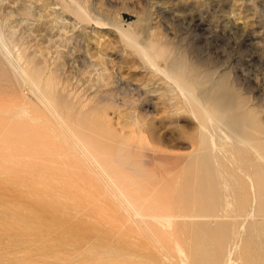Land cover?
Masks as SVG:
<instances>
[{"label":"rangeland","instance_id":"rangeland-1","mask_svg":"<svg viewBox=\"0 0 264 264\" xmlns=\"http://www.w3.org/2000/svg\"><path fill=\"white\" fill-rule=\"evenodd\" d=\"M17 1L0 0V30L3 36L8 38L6 42L8 41L7 43L13 49L14 54L17 52L19 56L22 55L21 61H28L30 68L33 67L32 69L41 73L43 82L48 81V87L50 86L52 90L50 91L51 95L55 97L56 101L65 105L66 110L78 109L81 102V104L84 101L88 102L86 108L90 112L87 111L86 118L96 121L104 127L105 131L107 130L105 141L102 143V151L106 154L105 159L111 158L107 159L111 164L110 167L115 164L112 169L109 168V164L107 168L117 170L115 172L127 176L126 179L119 182L120 186L131 190L133 197L138 198L140 204L156 212L178 215L185 211L187 214H191L187 211L191 205L185 210L182 208L189 205L192 199H197L198 195H203L200 198L204 199L202 202L200 199H195L196 202L199 201V205L195 201L193 203L199 206V209L197 207L196 209L199 211L201 208L203 210V206L204 208L210 206L211 210L207 213L206 219L197 224L204 223L207 226L203 227L204 225H202L200 227L202 230L191 222L180 221L184 223H180V227L177 224L179 222L174 221L175 225L177 224L176 228L174 222L170 228H166L160 226L164 223L166 225L167 222L164 220H152L144 223L135 218L132 209L122 203L123 198L117 195L118 191L115 186L89 179L93 172H96L91 169V166L85 164V168L88 167L89 170L87 172V169L84 170V165L82 166L84 163L80 165L78 162L76 163V160L74 162V159L70 158L73 154L68 151H65L67 154L63 153L64 155L55 152L58 143L54 138L53 131L56 130V125L50 118L45 117L47 114L44 111L37 113L40 104L38 105L34 94L28 91L30 86L22 83L19 76L9 67L8 60L0 53V133L8 134L7 146L10 145L8 153L11 155L9 154L7 168L10 172H16L21 176L20 184L17 182L16 185L13 183V185H9L7 197L9 196L8 199L14 202L19 199L18 195H25L22 197V202L31 205L27 222L32 229H35V232L24 234L22 238L16 236L18 232L0 230V235L3 234L0 236V254L2 253L0 264H192L194 260L191 258H195L192 255L197 252L196 248L199 249L197 252L199 256L195 255L199 257V262L198 259H195L196 262L193 264H264V237L262 234L257 237L256 233L247 230L244 233L245 226L243 227L244 224L241 226V222L232 225V227H225L227 229H221L228 221L227 216L235 215L238 211L237 203L231 201L234 198L231 197V194L234 195L235 190L233 184L236 186L239 182H247L250 176L246 177L247 180L245 173L251 174L247 167L238 164L240 155L238 153L232 155L231 151L229 154V148L223 149L225 156L228 155L225 158L224 154H221L224 159H227L222 161L226 172H223L221 166H217L218 171L213 170L216 180L214 178L210 180L208 176L206 178L204 169L203 173H199L202 170L200 167L201 170H194V164L193 169L190 168L192 160L194 162L200 159V156L198 158V156L192 155L197 152V150H195L196 152L193 150L199 148V130L194 115H191V111L187 110L190 100L184 99L183 101L182 96L184 95L181 91L178 92L179 89H175L176 87L171 83H166L162 79V75L155 74L145 67L142 60L126 44L124 45L119 37V39L117 38L115 32L108 30L100 32L85 25L81 27L82 24L76 23L77 21L70 18L58 6L56 7L58 10L53 9L54 6H48L50 0H41L40 3V0H19V3ZM86 1L89 3H87L88 7H92L89 9L92 11L90 12L97 18L105 21L120 19L126 24L130 22V28L139 38H142V41L153 44L154 48L166 57L163 61L173 58L179 62L180 66H185L182 71L184 73V70H187L185 73H188L187 78H190H186L187 82L193 86V91L196 94H199V89L204 91L215 82H220L222 90L228 87L229 92L224 90L228 93V100L233 103L238 102L244 107H254L253 109L257 111L259 109V112L264 109V0ZM28 2L32 5L31 8ZM29 8L32 10L30 11ZM102 11L103 13H101ZM226 14H230L235 22L244 23L250 29H247L237 39L223 33L218 23ZM74 21L75 23H73ZM83 27H87V30ZM163 61H160L162 66L165 65ZM213 70H215L214 73ZM185 73L184 75H186ZM204 73L211 78V81L199 84L201 75ZM151 77L152 81L149 79ZM18 95H21V98ZM74 96L79 103L75 101ZM87 98L89 99L86 101ZM19 101L24 105L22 106ZM185 101L189 106L186 107ZM93 109L96 111L94 112ZM130 109L133 110L132 113ZM41 110L43 109L41 108ZM125 110H129L131 115L129 111L127 114ZM118 112L121 116L117 115ZM259 112H256V116H264L263 111L261 114ZM133 113L138 117L132 118ZM135 114L134 116H136ZM120 117L122 121H120ZM45 118L49 122H45ZM31 119L39 125L37 123L36 125L35 123L30 124L33 123ZM42 123L44 124L42 125ZM45 123L47 124L45 125ZM135 124L138 128L133 127ZM44 125L46 127L49 125L47 128L51 130L45 131ZM51 126H54V129ZM138 129L139 131H137ZM41 130H43V140L33 139L30 141L33 134ZM27 133L31 138L26 136ZM65 144L67 143L65 142ZM66 148L70 150V146ZM232 151L234 152V150ZM236 156H239V159ZM217 158L222 160L220 156ZM76 159L80 160L81 158L77 157ZM229 160L231 163H228ZM234 160H236L235 163L232 162ZM226 161L228 162L225 169ZM180 163L184 166H181ZM228 164L232 166H228ZM233 166H236L231 168L236 170L235 174H232L234 170L230 169ZM239 167H241L240 170ZM245 169L247 172L244 171ZM190 172L198 174L190 180L187 176ZM88 173L92 175L88 176ZM215 174L219 179L222 175L220 185L223 186L222 190L225 188L223 192L220 191L219 180ZM86 175L89 178H86ZM203 175L206 180L202 177ZM204 181L210 182V184L207 185V182L205 184ZM213 181L214 183L218 182H216L218 186L215 190L218 191L217 196L211 194L214 192V189L211 192ZM185 183H187L188 190ZM192 187L196 189L195 193V189ZM41 190H46L44 192L48 199L55 201L56 209L45 210L40 206H35L30 194ZM189 191L190 193H188ZM224 191L225 195H229L231 199L229 196V199H226L225 195H220L224 194ZM209 192L211 197H209ZM187 195H190L189 199L186 198ZM217 197L220 198L218 202L221 199L222 203L226 201L223 203L224 205L221 203L225 208L221 206L218 210ZM183 199H185L184 205L180 204ZM143 201L144 203H142ZM227 201L230 204H226ZM201 203L204 205H200ZM214 204L217 205L216 208H214ZM181 205L184 207L181 208ZM180 209L183 211L181 212ZM196 209L193 212L190 209V212L194 213ZM39 210L42 211V215ZM217 214L226 219L223 221L222 218L214 220L222 225L217 226L218 231L215 227L218 222L216 223L212 219ZM210 220L214 222V225ZM145 224L149 226L145 227ZM158 225L162 229L158 228ZM177 227L180 231H177ZM192 227L194 230L196 228L197 232L200 231L198 233L200 242L197 240L198 238H195L198 234H195ZM210 227L212 231L215 227L214 231L217 232H208L207 228ZM167 230L172 234L167 232L168 234L165 233L167 234L165 235L164 231ZM207 232L211 234H207ZM204 233L208 237L210 236V239ZM246 235L248 237L251 235V243ZM8 236H11L10 239ZM201 238H207L209 244L202 243ZM18 239L23 241L19 242ZM185 239H188L186 240L188 241L186 253L184 252L186 243L182 247L183 242L178 241L177 244L183 249L181 247L180 249L178 245L176 248V245L171 244L173 240L185 241ZM194 242L196 243L194 245H201L204 249H200L201 246L199 248L198 245L194 248L192 244ZM253 242L254 244H252ZM259 245L262 246L259 247ZM177 249L178 252H176ZM179 250L181 252L183 250L186 256Z\"/></svg>","mask_w":264,"mask_h":264},{"label":"bare ground","instance_id":"bare-ground-1","mask_svg":"<svg viewBox=\"0 0 264 264\" xmlns=\"http://www.w3.org/2000/svg\"><path fill=\"white\" fill-rule=\"evenodd\" d=\"M18 1H17V3L20 2V1L19 2ZM40 2H41V0L39 1V3ZM43 3H44V1H43ZM87 3H88V1H86V0H50V2L47 5L50 6V7L51 6H54V8L52 7L53 9H55L58 6L63 12H65L67 15H69L70 18H72L75 21H77L76 23L82 24V25H80L81 27L83 25H85V26H87L89 28L91 27L92 30L93 29H97L100 32H101V30H106V31L108 30L109 32L110 31L115 32L116 35H117V38L119 37L120 40L124 43V45L126 44L134 52V54H136L142 60V62L144 63V66L145 67H147L148 69H150V71H152L155 74H160V76L162 75L163 76L162 79H164V81L166 83H171V84H173V86L176 87L175 89H177V90L179 89L178 92L181 91V93L184 95V96H182L183 101H184V99H186L187 101L190 100L188 102V103H190V106L187 105V103L185 101L186 107L187 106L190 107V109H188L189 108L188 107L187 110L189 112L191 111V115L192 114L194 115V117L196 119V122L198 124V128L197 129L199 130V136H198L199 137V148H198L199 150L198 149H194L193 150V151L197 150V152L196 151L195 152L198 155H195L196 153H192V155L193 156H196V157L198 156V158L200 156V159L197 158L198 160L194 161L195 163L193 162V160H192V163L189 162L190 163V168L191 169L194 168V170H198V171H199L200 168H202V170L200 169L201 171H199V173L202 172L203 169H204L206 171V173H204V174H206V178L208 176L210 180L212 178L215 179V177L213 175L215 172H213V170L218 171L217 166L218 167L221 166V168H223L222 161H223L224 157L221 154L225 151V150L223 151V149L229 148L228 149L229 152L227 150H226V152H228L229 154L232 153V155H233V153H235L234 155H237L236 153H238L240 155V159H239V156H236V157H238L237 159H239L238 160V164H241V165L243 164L251 172V174L245 173L246 174L245 178L248 177V175L250 176V177H248L249 180L246 178L248 180L247 182H244L243 181L242 183L239 182L240 184L239 183L238 184L236 183L237 184L236 186H235V184H233L234 187H235V190L232 189V190H234V195L231 194V197L232 196L234 197V198H232L233 200L230 198L229 195H227V194L225 195V191H224V194L222 193L223 190L225 189L224 188L222 190L221 187H223V186L220 185L221 184V180H222V175H220V179H219V177H217V175H216L217 174V172H216L215 175H216V178H218V180H219L218 181L219 182V185H220L219 187L221 188V189L220 188L219 189H220V191L222 190V192H221L222 194H220V195L221 196L222 195L223 196L225 195L227 197L226 199H229L230 198L231 201H235L237 203V206H238L237 213L235 215H232V216L228 215L227 216L228 217V221H227L226 224H224V222H223L224 227H222L221 229H224L225 227H232V225H235L236 223L241 222V226H242V224H244L243 227L245 226L244 227V230L242 229L244 231V233H245V230H247V231H249L251 233H256L257 234V237H258L259 234H262V236L264 237V116H261V115H260L261 117L256 116V114L259 112V109H258V111L255 109L256 112H257L256 113L255 110L253 109L254 107L253 108H251V106L244 107V105H242V104H240L238 102L233 103L232 101L228 100L227 99L228 98L227 97V95H228L227 92H229L228 91V87L223 88V90H222L220 82H215L210 88H207L206 89L207 91L206 90L201 91L199 89V94H196L193 91V86L192 85H189L188 82H187V79H190V78H187L188 77L187 76L188 73L187 74L185 73L187 70L185 71L183 69L184 70V73L186 75H184V73L182 71V68L185 67V66H183V67L180 66L179 65V62L176 61L173 58L170 59L169 61H167V60L166 61L165 60L163 61V59H165L166 57L163 56L162 53H160V51L158 49L154 48V45L153 44H152L153 45V47H152L151 44L145 43L144 40H143L144 41L143 42L142 41V38H139L135 34V32H133V29L130 28V22H128L126 24V23H123L120 19H117V20H107V21H105L103 19L101 20L100 18H97L96 16H94L91 13L92 11L89 10V9H92V7L89 8L90 6L88 7ZM28 4H29V2H28ZM29 6L31 8L32 5L29 4ZM56 9L58 10V8H56ZM31 10L32 9H30V11ZM63 12H62V14H63ZM101 13H103V11ZM104 13H105V11H104ZM11 14H13V13H11ZM16 15H19V14H16ZM12 16H14V15H12ZM254 19H253V21H254ZM75 21L73 23H75ZM247 22H248V20H247ZM209 23H210V21H209ZM261 23H262V21H261ZM218 26H219L220 30L223 33L227 34L228 36L232 37L233 39H237L242 33L246 32L247 29H250V28H247V26L244 23H237V22H235L232 19V17L230 16V14L223 15L222 18L220 19L219 23H218ZM10 27H12V26H10ZM254 27H255V25H254ZM86 28H84V29H86ZM83 32H84V30H83ZM86 34H90V33H86ZM209 37H211V36H209ZM254 37H255V35H254ZM75 38H77V37H75ZM7 39L8 38H5L3 36V33H1V30H0V53H2L5 56V59L8 60L7 62H9V65H10L9 67H11V69L13 70V72L19 76V79H21L22 83L23 84L25 83L26 85L30 86V89L28 91H30L32 94H34V96L36 97V100L38 102V105L40 104V108H39V110L37 109V113L38 112H41V111H44L45 114H47L45 117L50 118L54 122V124L56 125L57 128H56V130L53 131L54 138H55V140L58 143L57 144V147L55 149V152L56 153H62V154L64 153V154H67L66 152L68 151V153L73 154V156H75V157L77 156L79 159L81 158L80 160H78V159H76L77 157L75 158L72 155H71L72 157H70L71 159H74L73 160L74 162L76 160V163L78 162V164H80V165L82 163H84V164H82V166L84 165L83 166L84 167V170H86L88 168V167L85 168L86 165L87 166H91V169L92 170L94 169V171H96V172H93V175L91 174L92 172L91 173H88L87 175L90 176L89 174H91L94 178L92 176H90V178H89L87 175H86L87 176L86 178L98 180V181H101V183L103 182L104 184L115 186V188L118 191V194L117 193L116 194L119 197H122L123 198V200H122L123 202L122 203L126 204V206H128V208L132 209V211L134 212V217L140 219V221H143L144 223H148V221L150 222L152 220H157V221L164 220V221L167 222L166 225H164L165 224L164 223V224H160V226H164L166 228L167 227L170 228L173 225V222L174 221L175 222L176 221L179 222V223L176 222L178 224V226H180V223L184 224L183 222H185V223H190L191 222L193 225H196L197 227H199V229H201L200 227H202V225H204V223H201V224L199 223V225H200L199 226V225H197L198 222H201V220L206 219L205 217H207V215H208L207 213H209V211L211 210L210 209V206L207 205L208 207L204 208V206H203L204 204L201 203L200 205L203 204L202 205L203 206V210H201L202 209L201 208L198 211V209H199L198 207L199 206H197V205H199L198 204L199 201L196 202V200L197 199H200L201 200L200 197H202L203 195L202 196H199L198 195L197 196L198 198L197 199L195 198L196 200L191 198L192 199V202L189 205L187 204V206L185 205V207L183 206L185 204L184 201H185V199L187 197L189 199L190 198V195H187L186 198L183 199V202L180 203V204H183L184 203L183 205H181V208H182V206L184 207V208H182L183 210H185L186 207H188V206L191 205L188 208H190L192 210V212H193V210L196 209V207H197L198 209H196V212H194L195 215H194V213L190 212V209H188V208H187V211L189 213H191V214H187V212H185V211H183V210L180 209L181 212L183 211L184 213L182 214L180 212L181 214H178V215L176 214L175 215V214H167L165 212H156V211H154L152 209L146 208L145 206H143V204H140L139 203L138 198L133 197V194L131 193V190L129 191L126 188H123L122 186H120L119 182L121 180L126 179L127 176L126 175H123V174H121L119 172H115L117 170H114V169L113 170H110V169L107 168V165L108 164H109V168H111V169L115 166V164H113V166L110 167L111 164L108 163L107 159H111V158L107 157V159H105L106 158V154H105L104 151H102V143H103V141H105V138H106L105 136L107 134V130L105 131L104 127L102 125L98 124L96 121H91V120H88V118H86L87 117L86 114L88 112H90V111H88L89 109L87 110V108H86L88 102L85 103V101H84L85 98L83 100L84 103L81 104L82 103L81 102L79 104V107L80 108H78V109H72V110H66L65 109V105L63 106L60 101H56L55 97L51 95V92L50 91H52V90L50 89V86L48 87V84H47L48 81L47 82H43V80H42L43 77L41 76V73L39 71H37V70L32 69L33 67L30 68L29 64L27 63L28 61L27 62H25L23 60L21 61V59H22L21 56L22 55L19 56L18 55L19 53L17 54V52H16V54L13 53V51H12L13 49H11L10 48V45H8V43H7L8 41L6 42ZM149 39L151 40L152 38H149ZM150 40H149V42H150ZM14 50H15V48H14ZM180 58H182V57H180ZM135 59H138V58H135ZM160 61L161 62L163 61V63L165 62V65L162 66L160 64L161 63ZM202 69H205V68H202ZM214 71L215 70H213L212 72L214 73ZM191 76H192V73H191ZM201 77H202L201 79L204 78L205 80H201L200 79L199 80V84H202V83L210 82L211 81V78L209 76L207 77V74H205V73L202 74ZM149 79L151 80L153 78L151 77ZM259 85H260V83H259ZM222 86H223V84H222ZM261 89H263V88H261ZM224 90H227V92H224ZM178 95H180V94H178ZM18 96H20V98H21V95H18ZM180 97H181V95H180ZM74 99L76 101V96H74ZM88 99L89 98H87L86 101ZM12 100H14V99H12ZM15 101H13V102H15ZM22 101H23V99H22ZM20 102L21 101H19V103ZM77 103H79V102H77ZM20 104H22V106L24 105L23 102L20 103ZM252 106H254V105H252ZM37 107H39V106H37ZM41 108L43 110H41ZM262 109H263V107H262ZM260 110H261V108H260ZM93 111L95 112L96 110L93 109ZM125 111L128 114V111L129 110L128 111L125 110ZM130 111H131V109H130ZM130 111H129V113H130ZM262 111L264 112V109L261 110L259 113L261 114ZM120 112H118L119 114H117V115L121 116L120 115ZM132 112H133V110L131 111V113ZM32 113H33V111H32ZM131 113H130V115H131ZM134 114L135 113H133V117L132 118H134V117L137 118L138 116L136 114H135L136 116H134ZM31 116H32V114H31ZM41 117L44 118V116H41ZM123 117H127V116H123ZM25 119H26V117H25ZM94 119H95V117H94ZM26 120H28V118ZM33 120H34V118H33ZM38 120L41 121L42 119L41 120L38 119ZM45 120H46L45 122L48 121V119H46V118H45ZM123 120H125V119L123 118ZM28 121H27V123H28ZM120 121H122V118H121ZM31 122H33L32 119H31ZM34 123H35V121L33 123H30V124H34ZM36 123H35V125H36ZM43 124L44 123H42V125ZM46 124L47 123H45V125ZM50 125H51V123H50ZM44 126H42V127L44 128ZM48 126L49 125H47V127ZM47 127L45 126V128H44L45 131L51 130V129L47 128ZM133 127H136V124ZM39 128H41V127H39ZM136 128H138V127H136ZM36 130H37V127H36ZM140 130H141V128H140ZM25 131H26V129L24 128V132ZM42 131L43 130L40 131L41 133L40 132H36L35 134H33V137H32V139L30 141H32L33 139H36V141L38 139H40V140L42 139L43 140L44 135L42 134ZM137 131H139V129ZM141 135H142V133H141ZM26 136H28V133H27ZM29 138H31V137H29ZM65 138H67V139H65ZM68 138H69V140H68ZM7 142H8V134H6L5 132L4 133H0V230H3V231L5 230V231H8V232L12 231V232H15V233L18 232V234H16V236H20L22 238V236L24 234L30 233L32 231L35 232V229L34 228L32 229L28 225V222H27V216L31 212V205L30 204L28 205L27 203L25 204V202H22V200H23L22 197H24L25 195L22 196L21 194L20 195L17 194L19 199L15 200L14 202H12V201H10V199H8L9 196L7 197V190H8L9 185H11L12 183L14 185H16L17 182L19 183V179L21 177L20 174H17L16 172H10V170L7 168L8 158L11 155L10 153H8V149H10V145L8 147L7 146V144H8ZM65 142L67 144H65ZM118 142H120V141H118ZM39 143H41V142H39ZM65 145H67L68 148L70 146V150H68L66 148L67 146H65ZM38 146H40V145H38ZM63 149H65L64 152H63ZM230 149L234 150V152L232 150H230ZM71 151H72V153H71ZM230 151H231V153H230ZM225 155L226 154H224V156ZM232 155H231V157H233ZM216 156L217 157L220 156L222 160H219ZM227 156H225V158ZM228 159H230V158H228ZM112 160H113V157H112ZM224 160H227V159H224ZM231 160H229L230 162L226 161L225 162L226 164L224 163L225 164V166H224L225 169H226V166H227V162L228 163H231ZM235 161L236 160H234L232 162L235 163ZM9 162H10V160H9ZM234 163H232V165H235ZM193 164L195 165L194 167H193ZM238 164L236 163L237 166H238ZM182 165L184 166V164H181V166ZM230 165L228 164V166H230ZM243 165H242V167H243ZM215 167H216L217 170L215 169ZM234 167H236V166L230 167V169L231 168H234ZM188 168H187V170H190ZM91 169H90V171H92ZM240 169H241V167H239V170ZM247 169H245L244 171H246ZM223 170H224V168H223ZM231 170H234V169H231ZM86 171L88 172L89 170L87 169ZM133 172H131V173H133ZM223 172H226V170H224ZM229 172H231V171H229ZM235 172H236V170H234V172H232V174L233 173L235 174ZM197 174L198 173L196 172V175ZM225 174H227V173H225ZM196 175L193 172H190L187 176H188V179L192 180V179H194V177H196ZM218 176H219V174H218ZM243 176H242V178L244 179ZM130 177H131V175H130ZM202 177L204 178V175ZM203 178H202V181H203ZM198 179H199V177H198ZM209 179H208V181H209ZM185 180L187 181V178H185ZM199 181H198V183H199ZM214 181H213V183H211V185H212L211 192L214 189V192L211 193V194L216 195V193H217V195H218V191H215L217 189V186H218L216 184L217 181L215 183H214ZM188 182H191V181H188ZM204 182L206 184L207 181H204ZM193 183H195V182H193ZM201 184H203V183H201ZM208 184H210V182L209 183L207 182V185ZM185 186L187 188V183H185ZM196 186L198 187V185H196ZM17 187H16V189H17ZM193 187H195V186H193ZM192 188H190V189H192ZM14 189H15V187H14ZM188 189L189 188H187V190ZM193 189H195V188H193ZM44 191H46V190L35 191L34 193H31L30 194L32 196L33 203L35 204V206L36 205L37 206H40L41 208H44L45 210H47V209L49 210L51 208H52V210L53 209H56V206L57 205H56V203H54L55 201L49 200L48 197H47V195H45V192ZM104 191H106V190H104ZM195 192H196V189H195L194 193ZM188 193H190V191ZM227 193H229V192H227ZM10 194H8V195H10ZM211 194L209 192V195H210L209 197H211ZM11 195H13V193ZM228 196H229V198H228ZM14 197H17V196L14 195ZM26 197H27V195H26ZM191 197H192V195H191ZM10 198H13V197H10ZM217 198H218L217 199V203H218L217 205H219V206H217L215 204H214L215 207L212 206L213 204L211 206L214 207V208H216V206H217V208L219 210V207L222 206L221 205L222 199L220 200L221 202L219 201L220 202L219 203L218 200L220 198L219 197H217ZM119 199H121V198H119ZM203 199L204 198H202V200ZM213 199H215V198H213ZM24 200H25V198H24ZM202 200H201V202H202ZM194 201L196 202L197 205H194L193 204V203H195ZM211 201H214V200H211ZM229 201H227L226 204H228ZM231 201H230V203H231ZM224 202H226V201H223V203ZM142 203H144V201ZM194 206H195V208H194ZM192 208H194V209H192ZM222 208H225V207L222 206ZM222 208H220V209H222ZM35 209H38V208H35ZM45 210H43V211H45ZM34 211H36V210H34ZM37 212H38V210H37ZM41 212L39 210V213L42 215L43 213H41ZM169 213H170V211H169ZM37 215H39V214H37ZM229 216H230V218H229ZM219 218L221 219L222 217L221 216H218V214H217V216L212 217L213 221L214 220H218ZM56 219L59 220V218H56ZM223 220H226V219L222 218V221ZM180 221H183V222H180ZM210 221H208V222H210ZM143 222H141V223H143ZM175 222H174V225H175ZM214 222L217 223L218 221H214ZM214 222H212L213 225H214ZM177 224L174 226L175 228H176ZM217 224L218 225H216L215 227H217L219 225L222 226L220 224V222H218ZM149 225H150V223H149ZM149 225L148 224L147 225L145 224V227L146 226H149ZM160 226L158 228H160ZM193 227H192V230H194ZM203 227H207V226L204 225ZM215 227H214L213 231L216 230V229L218 231L219 228L217 227L215 229ZM177 228H178L177 229V231H178L179 230V227H177ZM160 229H162V228H160ZM207 229H209L208 232L209 231L213 232L212 229H211V227L210 228H207ZM225 229H227V228H225ZM36 230H38V229H36ZM164 230H166V229H164ZM171 230H173V229H171ZM217 231H214V232H217ZM167 232H168V230L167 231H164V234L167 233ZM172 232H174V231H172ZM194 232L197 235L200 231L197 232V230L195 228ZM208 232H207V234H211V233H208ZM174 233H176V232H174ZM201 233H202V231H201ZM167 234H165V235H167ZM170 234H172V233L170 232ZM207 234H205V235H207ZM2 235H0V236H2ZM10 235H12V234H10ZM180 235H182V234H180ZM183 235H184V233H183ZM191 235H193V234L191 233ZM226 235H228V234H226ZM229 235H231V234H229ZM159 236H160V234H159ZM199 236H200L199 234L197 236H195L196 239L198 238L197 239L198 241H199ZM10 237L8 236L9 239H10ZM156 237L158 238V236H156ZM191 237L192 236H190V238ZM203 237H204V235H203ZM207 237H208V235H207ZM222 237H223V235H222ZM226 237H228V236H226ZM246 237H248V235H246ZM190 238H188V239H190ZM202 238H201L202 243L205 242V244L206 243L209 244L208 240H206L207 238L206 239L205 238L202 239ZM248 238L250 239L249 242L251 243V238H252L251 235ZM188 239H185V241L188 240ZM208 239H210V236L208 237ZM181 240H175V241L173 240V242L171 241V244L174 245V246L176 245V248H178L177 247V245H178L177 243H179L178 241L183 242L182 245H181L182 247H183V245H185L184 243H186V245H185L186 247L184 248V252L186 253V251H187L186 250L187 249V242L188 241L185 242V241H181ZM4 241H6V240L4 239ZM18 241L20 242V241H23V240L22 239L21 240L18 239ZM258 241H259V239H258ZM192 244L194 245L196 243L194 242ZM208 244H206V245H208ZM224 244H225V242H224ZM252 244H254V242ZM197 245H194V248H196L195 246H197ZM178 246H179V248L181 247L180 245H178ZM200 246H199V248H200ZM260 246H262V245H259V247ZM7 247H6V249H7ZM176 248H175V250H176ZM196 249H195V251L199 252L198 251L199 249L198 248H196ZM200 249H204L203 246H201ZM11 250H9V251H11ZM176 252H178V249H177ZM179 252L181 254L183 253V255H185L184 252H183V250H182V252H181V250H179ZM193 253H195V252H193ZM196 253H195V255L199 256L198 253L197 254ZM0 255H2V253ZM195 255H192V257L194 256L195 258H191V260H194V262H196L195 259H198L197 261L199 262V257H196ZM1 259L3 260V258H1Z\"/></svg>","mask_w":264,"mask_h":264}]
</instances>
